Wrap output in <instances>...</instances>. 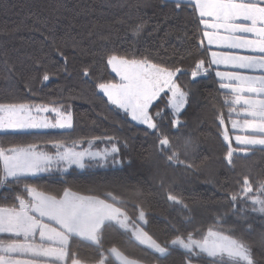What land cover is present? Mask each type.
<instances>
[{"label":"snow or ice","instance_id":"1","mask_svg":"<svg viewBox=\"0 0 264 264\" xmlns=\"http://www.w3.org/2000/svg\"><path fill=\"white\" fill-rule=\"evenodd\" d=\"M134 8L140 15L129 25L133 41L150 24L156 32L161 24L188 14L194 24L193 47L200 53L190 72L176 62H160L146 53L107 46L91 52L75 40L69 43L56 34L61 18L58 9L37 17L30 30L43 37L59 60L48 53L29 56L31 63L20 61L18 69L7 52L3 54L6 95L0 98V264H142L116 243L106 245L105 231L113 225L148 250L156 264H167L177 250L181 251L180 264H264V157L259 164L253 161L257 153L264 154V0H159L156 4L138 0ZM147 8L159 9L160 14L147 16L142 11ZM169 31L179 33V24ZM180 38L186 39L187 33ZM101 39L110 42L107 37ZM68 49L73 56L100 57L102 68L110 70L113 78L101 74L93 80L95 60L83 66L80 75L92 82L107 105L144 126V135L152 137L145 162L156 169L166 200L183 218L182 227L168 222L169 235L164 240L148 230L149 215L135 186L96 184L81 189L64 180V186L56 190L33 182L53 173L63 180L72 168L122 170L129 148L126 137L9 138L37 136L45 130L75 131L72 102L80 97L72 94L39 102L30 98L37 95V84L45 86L72 75ZM213 74L216 94L222 98L219 108L213 105L216 137L224 146L222 156L216 157L203 153L200 138L189 130L185 119L199 102L200 78ZM181 76L188 79L181 81ZM17 80L24 82L27 97L16 94ZM216 164L233 173L234 181L227 186L206 180L218 198L209 201L216 206L211 223L197 226L194 212L197 207L207 209L209 202L187 200L175 190V179L168 181L159 172L163 166L178 170L184 178L204 173L214 177ZM125 193L135 196L134 216L127 210ZM82 249L88 251L82 254Z\"/></svg>","mask_w":264,"mask_h":264},{"label":"trees","instance_id":"2","mask_svg":"<svg viewBox=\"0 0 264 264\" xmlns=\"http://www.w3.org/2000/svg\"><path fill=\"white\" fill-rule=\"evenodd\" d=\"M137 3L138 0H0V98L6 95L3 80L6 67L2 62L5 52H7L10 62L17 64L18 69L20 61H24L25 64L31 63L27 59L29 56L39 57L48 53L53 60H59V57L46 47L47 42L43 37L38 32L30 30L37 17L48 16L53 9H58L57 14L61 17L56 34L58 37H64L69 43L75 40L81 48L91 52H101L107 46L116 47L122 52L146 53L160 62L167 64L176 62L185 72H190L200 53L193 47L194 24L188 14L181 13L178 21L170 20L167 24H161L159 31L156 32H152V24H150L149 29L138 40L133 41L129 34V25L140 15L134 8ZM152 3H159V0H152ZM142 11L146 12L147 16H152L153 12H156L157 15L160 14L159 9L156 8H147ZM120 21H124V23H120ZM177 24L180 27L179 33L170 32V27H175ZM185 32L187 38L181 39L180 37L184 36ZM102 36L107 37L110 42L102 40ZM67 51L69 71L72 75L59 80L54 79L47 82L45 86L37 84V95L30 98L39 102L60 99L62 96L68 97L72 94L80 97L72 102V110L76 115L75 131L62 133L61 130H46L37 136L9 138L32 141L50 138L70 140L78 136L103 134L126 137L129 148L125 154L126 158L131 160V164L127 165L126 159V166L122 170L72 168L64 175L63 180L58 173H53L51 175L44 174L33 182L42 187L56 190L64 186V180L81 189L96 184L135 186L139 189V199L143 201L149 215L148 230L160 240H164L169 235L168 222L171 221L178 227H182L183 218L179 210L170 206L166 200L165 190L160 187L156 169L145 162L144 158L151 149L152 137L144 135V126L127 120L122 112L107 105L96 93L92 82L86 81L80 75L82 67L95 60L93 80L101 74L104 78H113L114 74L110 73V70L102 68L100 57L79 53L73 56L71 49ZM180 79L186 81L188 77L181 76ZM197 87L200 91L197 98L199 102L188 110L185 119L189 121V130L200 138L203 153L214 157L222 156L224 146L216 137L215 111L213 109V105L216 108L220 107L222 98L216 94L217 84L214 74L212 78H200ZM15 90L20 97H27L22 80L16 81ZM159 106L163 108L164 104L161 102ZM101 145L99 146L101 147ZM122 152L125 150L122 149ZM262 157L264 154L257 153L253 157V161L259 164ZM239 163L244 164L245 162L240 161ZM213 167L214 177L204 173L184 178L178 170L167 169L163 166H161L159 175L166 176L168 181L175 179V190L187 200L197 199L209 202L210 198L215 200L218 196L215 194L212 184L206 183V180H218L227 186H231L234 181V174L225 167L220 164ZM260 171V167L255 169L257 173ZM117 190L121 189L118 187ZM125 197L129 201L127 210L130 215L134 216L133 200L135 196L132 193H125ZM215 208V204L210 202L207 209L197 207L194 212L196 225L206 227L211 223ZM245 235L247 236V234ZM247 238L255 239L256 236L253 234ZM105 242L106 245L116 243L132 258L140 259L144 263L156 264V259L148 250L130 240L115 225L106 229ZM87 251V249H82V254ZM180 261L181 251L177 250L168 258L167 264H180Z\"/></svg>","mask_w":264,"mask_h":264},{"label":"rangeland","instance_id":"3","mask_svg":"<svg viewBox=\"0 0 264 264\" xmlns=\"http://www.w3.org/2000/svg\"><path fill=\"white\" fill-rule=\"evenodd\" d=\"M45 131H46V130H45ZM102 147H104L103 144L101 145V148H102ZM69 170H70V169H69ZM142 264H155V263H144V262H142Z\"/></svg>","mask_w":264,"mask_h":264}]
</instances>
